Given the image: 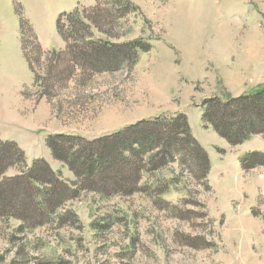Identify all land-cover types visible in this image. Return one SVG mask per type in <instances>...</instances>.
I'll return each mask as SVG.
<instances>
[{"label": "rangeland", "instance_id": "obj_1", "mask_svg": "<svg viewBox=\"0 0 264 264\" xmlns=\"http://www.w3.org/2000/svg\"><path fill=\"white\" fill-rule=\"evenodd\" d=\"M91 1L77 6L101 1L115 16L69 49L57 23L74 11H65L71 0H0V141L16 144L25 162L3 177L23 178L43 160L51 173L39 165L38 177L53 183L28 185L42 195L40 209L0 217V264H264V132L232 145L202 120L204 100L264 89V0ZM24 23L33 31L25 43ZM91 40L149 51L133 68L97 73L75 56ZM156 114L187 116L210 161L206 180L172 163L144 173L133 195L101 193L49 146L55 136L92 142ZM60 185L68 192L57 203Z\"/></svg>", "mask_w": 264, "mask_h": 264}, {"label": "trees", "instance_id": "obj_2", "mask_svg": "<svg viewBox=\"0 0 264 264\" xmlns=\"http://www.w3.org/2000/svg\"><path fill=\"white\" fill-rule=\"evenodd\" d=\"M124 5L130 7L132 4L126 0ZM108 16H115L114 10L105 9L101 1L92 9L79 5L73 12L60 15L57 31L68 46L69 41L78 45L91 36L93 26L97 28L102 19H111ZM22 31L24 43L27 38L33 39V31L28 24H23ZM86 46V50L77 51V61L97 73L117 72L124 66L133 68L138 61V54L149 51V47L143 46L141 42L102 45L91 40ZM73 48L76 49L75 46ZM77 48L80 49L79 46ZM202 108L204 124L211 126L232 145H239L250 135L264 132V89L252 96L227 101L219 97L206 99ZM49 140L56 159L66 163L76 177L89 182L90 187H95L101 193L133 195L140 191L139 185L144 173L157 172L172 163L179 164L183 174L192 175L195 171L197 177L203 180L207 179L211 167L206 152L191 133L185 114H178L172 119L159 117L144 120L125 131L92 142L68 136H55ZM13 148L20 152V159L15 160ZM16 162L25 164L23 153L17 145L0 141V217L6 215L7 209L31 207L38 210L43 206L41 194L27 193L30 191V183H47L53 187L51 181L42 182L38 177L39 165L51 171L43 160L36 161L29 175L5 180L3 175ZM62 185L61 192L56 193L61 197L57 203L68 192V187ZM10 191H15V194L10 195ZM40 216L36 218L39 222L42 219Z\"/></svg>", "mask_w": 264, "mask_h": 264}, {"label": "crops", "instance_id": "obj_3", "mask_svg": "<svg viewBox=\"0 0 264 264\" xmlns=\"http://www.w3.org/2000/svg\"><path fill=\"white\" fill-rule=\"evenodd\" d=\"M79 2H81V0L80 1H78V2H75V1H73V0H71V5H70V7H68L67 9H65V11H70V10H73V9H75L76 7H77V5L79 4ZM87 5H93V3H92V1L91 0H89V2L87 3ZM160 113V112H159ZM160 114H156V115H151V116H148V117H142V118H140V119H137V121H140V120H148V119H152V117H155V118H157V116H159ZM128 121V120H127ZM136 121V122H137ZM135 123V122H134ZM134 123H132V124H134ZM115 125H117L116 127L115 126H110V127H108V128H106L105 130H103V131H101V132H98V133H93V135L94 136H104V135H110V134H115V133H117L118 131H120V130H122V129H124V128H126V127H128L129 125H130V123L129 122H119V123H116ZM53 130V129H52ZM53 131H55V130H53ZM64 134H68V133H72V134H76V133H74V132H76V131H68L67 129H65V130H61ZM77 133H79V132H77ZM81 135H88V133H83V134H81ZM202 135V134H201Z\"/></svg>", "mask_w": 264, "mask_h": 264}]
</instances>
